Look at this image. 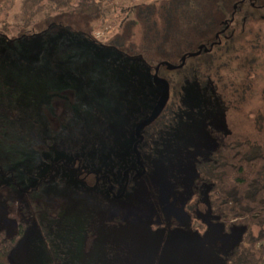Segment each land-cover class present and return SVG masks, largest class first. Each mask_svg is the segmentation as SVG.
<instances>
[{"label": "rangeland", "instance_id": "rangeland-1", "mask_svg": "<svg viewBox=\"0 0 264 264\" xmlns=\"http://www.w3.org/2000/svg\"><path fill=\"white\" fill-rule=\"evenodd\" d=\"M168 1L114 0L102 11L45 1L25 23L24 0H0V228L17 234L14 217L27 225L15 264H59L63 255L65 264H223L245 232H225L207 188L196 194L193 182L197 161L221 143L250 140L264 150V21L251 27L249 17L229 48L204 56L211 65L234 58L217 74H194L206 68L202 59L186 80L161 70L175 80L173 115L150 138L143 175L121 179L136 163L134 129L161 91L147 61L168 60L142 43L141 19L161 31ZM76 166L89 182L85 171L105 172L123 196L112 200L101 182L80 191Z\"/></svg>", "mask_w": 264, "mask_h": 264}, {"label": "trees", "instance_id": "trees-1", "mask_svg": "<svg viewBox=\"0 0 264 264\" xmlns=\"http://www.w3.org/2000/svg\"><path fill=\"white\" fill-rule=\"evenodd\" d=\"M45 1L48 2L50 7L58 11L74 9L89 11L93 8L102 11L104 5L114 2V0H24L22 17L25 23L32 19L31 16L36 15V11L42 10L40 3H45ZM251 1L255 5L261 6L257 8H264V0ZM235 5H237L236 9ZM257 8L252 7L247 0H169L166 4L163 3L161 7L162 14L158 20L162 27L161 31L153 33L151 30L156 26L154 21L148 22L146 19H141L140 34H142V43L145 45L151 43L156 47L153 50L164 55V59H168L158 62V65H161L160 70L166 69L168 63L173 64L172 59L170 60L171 56L180 58L184 53L197 51L198 44H204L205 47L209 48L208 52L202 51L197 56H189L182 69L177 68L174 70L177 73L181 72V77L185 79V76H189V72L191 73L189 69L193 67L195 60L202 59L206 68L202 71H195L194 74L205 79L209 72L219 73L221 67L233 62L234 58L223 59L220 63H218V60H213L212 66L210 63L212 60L205 59L204 56L207 55L213 59V55L224 49V46L229 48L231 41L235 40L237 36L235 34L245 32L242 21L244 12L252 17V20L256 17ZM26 13H30V16L25 15ZM149 16L150 14L147 17ZM224 21L229 25L228 29H226ZM262 21H264V18L259 22ZM5 26L8 29L11 28L8 25ZM223 29H225L224 32H222ZM233 31H235V34H232ZM217 33H219V37L216 39L215 35ZM139 55L144 57L142 53ZM147 62L154 70L158 66L150 61ZM194 77L196 76L194 75ZM167 81L171 88L169 103L164 109V113L162 112L149 125L151 127L147 132H144V140L138 146L140 160L145 168H148V163L144 153L149 154L150 149L148 150L149 146L147 144L150 138L162 132L165 122L166 124L170 122L174 112L176 99L172 94V86L175 84V80L169 78ZM134 157L136 158L135 153ZM51 164L53 168L64 167L60 161L51 162ZM51 172L52 170L42 176L38 180L37 186L44 179L52 178ZM85 172L88 177L94 175L90 170ZM96 172L100 177L99 181H96L94 177L93 182H89L82 174L81 167H77L74 173L78 181L76 182L78 189L88 192L90 189L96 188L97 184L101 182L106 184V191L112 200L120 199L113 196L115 189H112L105 177L102 176L105 172L97 170ZM80 175H82V178ZM109 178L112 179L111 176ZM202 188H207L210 211L214 216H217V222L224 227L225 232H230L231 227L234 225L247 226L234 248L223 257V264H264L263 148L250 140H235L219 144L207 157L200 158L197 161V175L193 182V189L196 194H199ZM197 200L198 198H196ZM14 218L17 220L19 227L17 234L9 235L6 230L0 228V264H15L12 259V251L27 227L19 217ZM254 228H258V231L255 232ZM69 258L66 255L60 256L59 264H65L62 260L67 262ZM71 264H74V261Z\"/></svg>", "mask_w": 264, "mask_h": 264}, {"label": "flooded vegetation", "instance_id": "flooded-vegetation-1", "mask_svg": "<svg viewBox=\"0 0 264 264\" xmlns=\"http://www.w3.org/2000/svg\"><path fill=\"white\" fill-rule=\"evenodd\" d=\"M248 1V3L252 6V7H261V6H257V5H255V3L254 2H252L251 0H247ZM237 8V5H235V9ZM258 9V12H256V17L255 18H253L252 20H250V23L249 24H253V23H257L258 21H260V20H263V18H264V8H257ZM262 18V19H261ZM242 21H243V24H244V30L248 27H246V24H247V22L249 21V15L246 13V12H244V15L242 16ZM224 23L226 24V21H224ZM225 27H226V29H228V27H229V25L228 24H226L225 25ZM225 31V29H223L222 30V32H224ZM216 39L219 37V33H217L216 35ZM218 42V41H217ZM201 45V44H200ZM200 45H198V50H199V46ZM197 50V51H198ZM197 51H195V52H197ZM202 51H204V50H202ZM201 51V52H202ZM190 53V52H189ZM189 53L187 52V53H184L181 57H180V60H179V62L177 63V64H172V63H168L167 65H166V69H169V70H172V69H182L183 67H184V65L186 64V62L188 61V58H189ZM192 53V52H191ZM201 54V53H200ZM184 55H186V57H185V59H183V56ZM197 55H199V54H197ZM196 55V56H197ZM175 66H178L177 68H173V67H175ZM160 68H161V65H160V67H159V71H158V74H159V76L160 77H162L163 79H165L166 81H167V78H166V75L165 74H162L161 73V70H160ZM168 82V81H167ZM159 87H160V89H161V91H162V85H158ZM170 86V85H169ZM161 91H160V94H159V96H158V99H157V102H158V100H159V98H160V96H161ZM170 92H171V88H170ZM169 99H170V97H169ZM156 102V103H157ZM168 102H169V100H168ZM168 104V103H167ZM152 124V123H151ZM144 140V135H143V139L139 142V144L142 142ZM136 142V139L134 140V142L133 143H135ZM139 144H138V146H139ZM143 169H145V166L143 165V163L141 162V164L140 165H137V163H135V165L133 166V167H129V168H127L126 170H125V173H124V175H123V177L121 178L122 180H124L126 183H128L129 182V177H130V172H133V177L137 174V173H141L142 172V170ZM92 173H94V177H95V180L96 181H99V175L97 174V172L96 171H92V170H90ZM143 175V174H142ZM142 175H140V176H142ZM102 176H104L105 177V179H106V181H107V183L109 184V186L110 187H112V189H116L115 188V186L116 185H114V183L112 182V179H110L109 178V175H107V174H103ZM139 177V176H138ZM126 183H124V186H126ZM117 187V186H116ZM111 191V190H110ZM124 192H125V189H124V191L122 192L121 191V194H119V195H116L115 193L113 194V196H115V197H120V196H122L123 194H124Z\"/></svg>", "mask_w": 264, "mask_h": 264}, {"label": "water", "instance_id": "water-1", "mask_svg": "<svg viewBox=\"0 0 264 264\" xmlns=\"http://www.w3.org/2000/svg\"><path fill=\"white\" fill-rule=\"evenodd\" d=\"M202 50H204L205 52H208L209 48L205 47L204 44H201L199 46V50L197 52L189 53V56H192V57L196 56L197 54H200ZM185 57L186 55L183 56V59H185ZM159 67L160 65H158L155 68L154 82L156 83V85H162L161 96L158 102L155 104V107L152 110L151 114L147 118H145L143 121L139 122L134 129V135H135L136 142L133 144V152L135 153V156H136L137 165L141 164L138 144L143 139L142 130L145 127L149 126L151 123H153L154 120H156L161 115V113L166 108L169 97H170L169 83L165 79L159 76L158 74ZM177 67L178 66H175L173 68H177ZM144 172H145V169H143L141 173H137L135 177L142 175Z\"/></svg>", "mask_w": 264, "mask_h": 264}]
</instances>
